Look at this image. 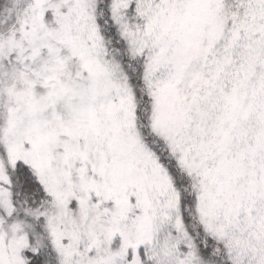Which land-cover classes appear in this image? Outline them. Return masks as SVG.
Masks as SVG:
<instances>
[{
  "label": "snow or ice",
  "instance_id": "1",
  "mask_svg": "<svg viewBox=\"0 0 264 264\" xmlns=\"http://www.w3.org/2000/svg\"><path fill=\"white\" fill-rule=\"evenodd\" d=\"M0 264H264V0H0Z\"/></svg>",
  "mask_w": 264,
  "mask_h": 264
}]
</instances>
